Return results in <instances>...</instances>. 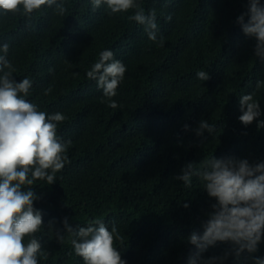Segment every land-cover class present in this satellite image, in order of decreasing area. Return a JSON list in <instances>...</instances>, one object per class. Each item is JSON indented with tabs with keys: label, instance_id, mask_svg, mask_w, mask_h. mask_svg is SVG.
Wrapping results in <instances>:
<instances>
[{
	"label": "trees",
	"instance_id": "obj_1",
	"mask_svg": "<svg viewBox=\"0 0 264 264\" xmlns=\"http://www.w3.org/2000/svg\"><path fill=\"white\" fill-rule=\"evenodd\" d=\"M135 2L145 14L155 10L157 41L129 18L136 9L110 14L104 4L93 10L91 0H56L67 9L63 16L56 4L31 16L0 11V45H9L13 78L32 80L26 99L49 115L62 113L57 138L71 141L70 162L52 184L24 186L36 193L33 207L42 215L34 234L38 264H84L71 240L93 219L110 231L116 227L114 247L125 264H188L197 252L188 236L202 233L215 199L198 176L187 186L175 177L188 163L202 169L212 157L264 161V127L238 119L239 98L252 94L264 121V83L257 88L264 60L254 54L255 37L237 23L248 0ZM105 49L126 66L111 98L121 106L116 109L86 76ZM198 71L210 78L199 80ZM201 120L214 131L197 135ZM234 248L217 241L200 255L227 254L216 264H254V257L264 258V236L254 253L236 256Z\"/></svg>",
	"mask_w": 264,
	"mask_h": 264
},
{
	"label": "clouds",
	"instance_id": "obj_2",
	"mask_svg": "<svg viewBox=\"0 0 264 264\" xmlns=\"http://www.w3.org/2000/svg\"><path fill=\"white\" fill-rule=\"evenodd\" d=\"M93 10L102 4L107 6L110 14L127 12L136 9L130 16L138 24L145 26L148 39L157 41L159 31L155 10L145 14L135 0H91ZM56 4L57 13L61 16L67 9L56 0H0V11L4 14L22 13L31 16L42 6L51 7ZM248 19L245 22L244 16ZM171 20V16L166 17ZM242 32L246 36L255 37L254 54L264 60V4L260 0H248L247 12L237 17ZM161 36L159 43L163 45ZM9 45H0V264H38V253L41 245L34 234L42 225L40 210L33 207L38 197L28 187L35 181L43 180L52 184L56 173L61 171L69 158L65 154L71 141L57 138V123L65 117L62 113L47 114L38 110L37 106L26 99L32 88V80L25 77L20 82L13 78V68L7 59ZM113 51L105 49L99 53V61L95 62L86 76L95 80L102 89L103 96L108 98V106L121 107L111 98L124 78L126 66L114 59ZM196 76L201 81L208 80L206 71H198ZM257 82V88L261 86ZM51 88L45 90V94ZM239 121L247 126L257 121V127H264L259 121L261 109L259 101L252 94L239 98ZM185 129L188 125L184 126ZM197 135L205 131H214V125L201 120L196 128ZM50 170V171H49ZM193 175L203 182L208 196L215 199L208 219L202 222L203 231H193L188 242L194 245L197 252L189 257L188 264H216L224 257L204 259L200 254L213 246L217 241H230L235 245L234 253H254L264 236V161L250 163L247 159L215 158L207 160L202 169H196L188 163L181 174L175 178L185 185L191 184ZM184 207H188L185 203ZM67 232L73 229L68 226L67 218L63 221ZM71 240L76 255L82 257L84 264H125L121 254L114 247V239L118 238L116 227L111 231L100 219H93L87 226L79 227ZM30 237L25 243V237ZM59 236V240H63ZM254 264H264V258L254 257Z\"/></svg>",
	"mask_w": 264,
	"mask_h": 264
}]
</instances>
